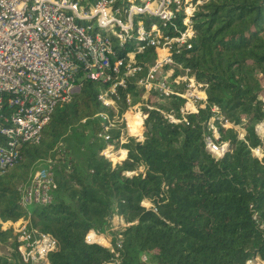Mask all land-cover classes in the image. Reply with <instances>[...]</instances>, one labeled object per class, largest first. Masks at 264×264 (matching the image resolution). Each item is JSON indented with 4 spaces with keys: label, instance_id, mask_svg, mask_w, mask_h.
<instances>
[{
    "label": "trees",
    "instance_id": "trees-1",
    "mask_svg": "<svg viewBox=\"0 0 264 264\" xmlns=\"http://www.w3.org/2000/svg\"><path fill=\"white\" fill-rule=\"evenodd\" d=\"M192 22L193 47L179 60L207 84V99L186 122L169 124L149 112L143 141L124 144L126 159L112 166L99 155L103 142L93 118L103 110L96 99L101 84L82 79L76 94L55 105L39 141L22 145L0 176V218L15 221L24 212L17 186L34 163L55 158L59 142L70 152L53 167L52 202L31 208L32 225L57 240L50 264H106L111 254L104 238L87 245L84 236L90 229L102 233L113 213L130 223L122 230L121 264H143L142 253L156 264H245L251 257L264 264V147L254 131L264 119V0H207ZM182 104L178 98L166 108ZM210 104L245 131L239 138L218 125L216 143L229 146L219 159L204 145ZM66 133L76 135L73 142L66 144ZM256 147L263 149L261 157L251 154ZM138 166L143 171L124 175ZM13 236L0 226V242ZM0 264L13 263L0 257Z\"/></svg>",
    "mask_w": 264,
    "mask_h": 264
},
{
    "label": "built area",
    "instance_id": "built-area-1",
    "mask_svg": "<svg viewBox=\"0 0 264 264\" xmlns=\"http://www.w3.org/2000/svg\"><path fill=\"white\" fill-rule=\"evenodd\" d=\"M206 1L0 0V176L14 164L22 145L39 141L55 105L76 94L82 79L101 84L96 99L103 110L93 118L99 124L96 137L103 142L99 155L112 166L123 162L112 155L121 151L127 157L124 144L143 141L149 112L176 125L205 106L207 84L179 59L193 47L192 15ZM178 98L183 100L178 110L166 108ZM259 98L264 112V95ZM209 110L204 145L219 159L229 146L216 143L218 125L233 128L239 138L245 131L228 122L216 104H210ZM254 131L264 147V119ZM55 150V158L34 163L37 167L17 186L23 215L15 221L0 218V226L14 234L0 242V257L13 264H50L48 255L58 249L57 240L30 221L32 207L52 202L53 167L68 159L61 142ZM251 154L261 157L263 149L253 148ZM143 169L138 166L124 175ZM141 205L156 211L150 200ZM108 223L102 233L88 230L84 243L95 244L102 236L111 254L106 264H121L122 230L130 223L116 213ZM149 255L140 254V261L156 264ZM245 264L262 263L251 257Z\"/></svg>",
    "mask_w": 264,
    "mask_h": 264
},
{
    "label": "rangeland",
    "instance_id": "rangeland-1",
    "mask_svg": "<svg viewBox=\"0 0 264 264\" xmlns=\"http://www.w3.org/2000/svg\"><path fill=\"white\" fill-rule=\"evenodd\" d=\"M132 44H136V40H132ZM238 132H240L241 130H240V128H235ZM76 137V135L74 134V133H66V136H65V142H66V144H68V143H70V141H74L73 139ZM79 138H82V136H79ZM83 139H87V136L84 134V136H83ZM65 146V145H64ZM66 154H67V156H68V158H69V156L71 157V155H69L70 154V152H68V150H66ZM33 167H37V164L34 166H32V169H33ZM31 169V170H32ZM31 172V171H30ZM30 174V173H29Z\"/></svg>",
    "mask_w": 264,
    "mask_h": 264
},
{
    "label": "bare ground",
    "instance_id": "bare-ground-1",
    "mask_svg": "<svg viewBox=\"0 0 264 264\" xmlns=\"http://www.w3.org/2000/svg\"><path fill=\"white\" fill-rule=\"evenodd\" d=\"M122 155H123V152L120 151V152H117L116 154L112 155V158L114 160H117V159L121 158Z\"/></svg>",
    "mask_w": 264,
    "mask_h": 264
},
{
    "label": "crops",
    "instance_id": "crops-1",
    "mask_svg": "<svg viewBox=\"0 0 264 264\" xmlns=\"http://www.w3.org/2000/svg\"><path fill=\"white\" fill-rule=\"evenodd\" d=\"M121 159L124 161L126 159V154L125 155H122Z\"/></svg>",
    "mask_w": 264,
    "mask_h": 264
}]
</instances>
